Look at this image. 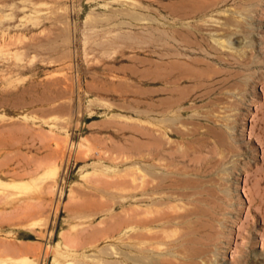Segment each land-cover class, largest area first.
I'll return each instance as SVG.
<instances>
[{"label": "rangeland", "instance_id": "rangeland-1", "mask_svg": "<svg viewBox=\"0 0 264 264\" xmlns=\"http://www.w3.org/2000/svg\"><path fill=\"white\" fill-rule=\"evenodd\" d=\"M0 264H264V0H0Z\"/></svg>", "mask_w": 264, "mask_h": 264}, {"label": "bare ground", "instance_id": "bare-ground-1", "mask_svg": "<svg viewBox=\"0 0 264 264\" xmlns=\"http://www.w3.org/2000/svg\"><path fill=\"white\" fill-rule=\"evenodd\" d=\"M211 239V238H210Z\"/></svg>", "mask_w": 264, "mask_h": 264}]
</instances>
